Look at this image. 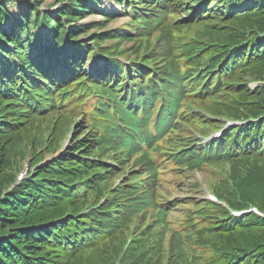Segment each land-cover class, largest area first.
Returning a JSON list of instances; mask_svg holds the SVG:
<instances>
[{"label": "trees", "instance_id": "trees-1", "mask_svg": "<svg viewBox=\"0 0 264 264\" xmlns=\"http://www.w3.org/2000/svg\"><path fill=\"white\" fill-rule=\"evenodd\" d=\"M11 1L0 0V119L4 122L0 127L4 134L15 136L5 140H1L5 135L0 136V184L2 180L8 184L4 171L7 163L12 166L9 157L18 144L25 143L27 150L31 145L24 156L32 154L34 162L45 158L35 139L24 141V133L37 134L47 123L50 134L45 148L59 143L68 132L73 136L71 147L60 158L32 172L12 192L0 188V264H118V259L120 264H264V219L234 217L231 210L215 204L200 212L204 220L198 224L187 219L176 223L178 232L167 247L161 242L146 249L137 240L125 247L130 216L145 212L139 221L144 225L153 209L159 211V219H152L151 227L166 225L169 213L157 208L156 202H163L157 190L160 177L148 161L146 145L158 141L157 125L155 135L148 127L152 115L157 118L159 91L167 85L174 94L171 86L178 85L176 73L182 67L187 74L202 64L210 63L212 69L223 57V74H229L228 80L239 74L243 92L221 108L223 114L242 119L264 111V86L253 91L246 80L264 82V36L260 35L264 0H250L244 8L239 4L245 0H207L209 5L201 11L187 0H115L130 8V30L114 28L88 36L83 35L118 17L115 12L104 13L102 22L78 25L96 14L95 6L102 0H57L55 15L41 11L47 0H26L22 4L26 13L19 22L8 10ZM169 17L178 19L171 25ZM8 19L10 32L5 33ZM31 25L54 32V43L40 45L42 37L32 34ZM214 27L218 43L227 46L212 57L202 45L212 41ZM187 29L194 30L196 37L175 42L173 32L182 35ZM107 41L114 44L105 45ZM246 41L230 51L229 45ZM128 42L134 44L124 48ZM250 47H255V55L240 62L241 53ZM34 50L38 54L32 60L28 54ZM178 54L186 60H175ZM117 56H125L130 66ZM176 100L172 95L173 105ZM211 126L199 121L195 127L206 132ZM164 128L160 124L159 133ZM181 160L190 170H218L224 178L219 194L231 209L254 205L264 211V123L229 130L200 154ZM133 161L140 175L122 178L113 191L108 190ZM15 178L16 172L9 182Z\"/></svg>", "mask_w": 264, "mask_h": 264}, {"label": "rangeland", "instance_id": "rangeland-1", "mask_svg": "<svg viewBox=\"0 0 264 264\" xmlns=\"http://www.w3.org/2000/svg\"><path fill=\"white\" fill-rule=\"evenodd\" d=\"M56 1L57 0H47L43 4V7L49 8L50 11L54 15L56 13L55 12L56 9L58 8V6H55V4H54V3H56ZM246 1L249 2V0H246ZM246 4L247 3L245 2L244 6H246ZM7 7H8V10L10 12L11 17L14 18L16 20V22H19L20 17L26 13V7H24L18 1L9 2L7 4ZM95 9L97 10L96 14L84 17L83 19L79 20L78 25L83 26L85 24H95L98 22H102V21H104V17H103L104 13L111 14L112 12L115 11L116 14L118 15V17L115 21L109 22L104 28L94 27L87 35H83V36H88L89 34L95 33V32L103 33L105 31H108L109 29H114V28H122V29H124V31H129L128 26L131 23L130 16L129 17L122 16V13H123L122 9L120 7H117L116 5H114L111 1L102 0V2L100 4H97L95 6ZM10 23H11L10 19H8L7 24L5 25V29H6L5 33L9 31L8 29L10 28ZM30 28H31V31L33 34H35L36 36L41 35V37L45 38L47 43L51 42L53 35L51 33H48L47 29H45L43 27L37 28V27H32V26ZM194 32H195L194 30L187 29L182 35L185 36L186 40H191L193 38ZM158 36H159V32L154 33L153 38L155 41H156V38ZM23 37L26 39L25 35H23ZM177 37H180V36L177 35ZM47 39H49L50 42ZM176 41H177V39H175V42ZM112 44H114L112 41L111 42L107 41L105 43V45H112ZM133 44H134L133 42H128V44H124L123 47L124 48H130V47H132ZM36 51L37 50H34L30 54L31 58L35 57ZM131 51H132V49H131ZM0 58H2L1 52H0ZM121 59L122 60H128L125 56H121ZM100 62L103 63L102 61H100ZM92 67H93V60L89 61V64L87 65L86 68L91 70ZM260 83H261V81L259 79H249V85H250V88H252V89H255L258 85H260ZM195 109H197L196 113L193 112L192 109H189V113L196 114L197 118H200V120L209 121L214 126V127H212V129H216L217 127L225 126V124L227 123L228 118H229L228 115L223 114V110L221 108L216 109L222 113L221 115H215L214 112H211L207 108H203V109L195 108ZM216 118H223L225 120L222 122L216 121L215 120ZM41 133H43L44 136L41 135ZM24 134H25L24 141H26L28 139H35L36 140V142L38 143V147L40 149V152L42 155L45 156V158L43 161L34 162L31 159L32 154L27 153L24 156V152L28 151L29 148L31 147V145L29 146V148L27 150L24 146V145H26L25 143L23 144V142H22V143L18 144L17 147L15 148L13 157L12 158L9 157V160H11V162H12V166L8 165V163H7V165L5 167L4 172H6V176H4V179H5V181L8 182V184H6V186H5V183L3 182V180L0 184V186H2L0 188L3 189L4 193L12 192L24 180L28 179L31 176L32 172L34 173L35 171L42 169L50 161L60 158L59 155L62 151L65 150L64 149L65 146L69 145V148H70L71 143H72V135L70 132H68L65 136L59 137V140H60L59 143H57V141H54L50 148H45V146H47V144H45L46 137H48V135L50 134L49 130H47L46 127L40 129V131L34 135L31 134L29 131L24 133ZM2 140H4V139H2ZM32 145H33V143H32ZM130 171H135V168L132 165H130L129 167L126 168V173L130 172ZM15 172H16L15 181L9 182L10 176L11 175L15 176ZM176 179H177V176H171L172 181H176ZM223 179L224 178H223L222 174L220 172H218L216 169L206 168V170L203 171L202 173L198 172L197 174H195V177H194L193 181L191 182L190 187H189L188 183H185L184 185H182L183 191H179L177 195L181 199H184L185 201H189L191 203L192 202H195V203L199 202L202 200V198L206 199V197L209 195V193L212 192L214 185L222 186ZM116 181H118V179ZM174 197L175 196L168 198V201L172 200ZM172 215L175 216V211L172 213Z\"/></svg>", "mask_w": 264, "mask_h": 264}, {"label": "bare ground", "instance_id": "bare-ground-1", "mask_svg": "<svg viewBox=\"0 0 264 264\" xmlns=\"http://www.w3.org/2000/svg\"><path fill=\"white\" fill-rule=\"evenodd\" d=\"M258 134V133H257ZM232 142V141H231ZM234 142V141H233ZM233 146H234V144H233Z\"/></svg>", "mask_w": 264, "mask_h": 264}]
</instances>
